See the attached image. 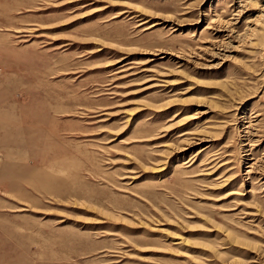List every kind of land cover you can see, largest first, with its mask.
Here are the masks:
<instances>
[{
	"label": "rangeland",
	"instance_id": "1",
	"mask_svg": "<svg viewBox=\"0 0 264 264\" xmlns=\"http://www.w3.org/2000/svg\"><path fill=\"white\" fill-rule=\"evenodd\" d=\"M0 264H264V0H0Z\"/></svg>",
	"mask_w": 264,
	"mask_h": 264
}]
</instances>
